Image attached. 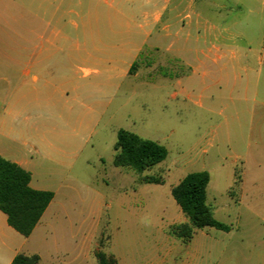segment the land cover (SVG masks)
I'll use <instances>...</instances> for the list:
<instances>
[{"label": "rangeland", "instance_id": "rangeland-1", "mask_svg": "<svg viewBox=\"0 0 264 264\" xmlns=\"http://www.w3.org/2000/svg\"><path fill=\"white\" fill-rule=\"evenodd\" d=\"M197 5L211 24L185 29L218 35L219 42L211 41L225 43L226 53L216 64L196 66L189 50H206L210 42L184 39L169 52L142 57L136 82L113 91L116 98L102 117L90 113L66 126L46 124L78 130L88 145L63 186L46 185L59 189L49 211L54 216L43 223L50 222L54 232L47 238L45 230L35 234L25 255L46 257L56 241H64L61 253L72 251L71 237L82 225L89 226V264H98V252L119 264H264V0H197ZM29 6L0 0V65L11 63L2 55L11 47L8 39L31 33ZM120 129L165 146L167 159L142 174L115 167ZM3 130L19 132L20 146L32 148L30 122ZM0 148H9L1 137ZM201 171L211 177L208 205L215 219L231 230L204 228L184 244L163 230L176 212L185 217L171 190ZM151 176L164 183L145 184L143 178Z\"/></svg>", "mask_w": 264, "mask_h": 264}, {"label": "crops", "instance_id": "crops-1", "mask_svg": "<svg viewBox=\"0 0 264 264\" xmlns=\"http://www.w3.org/2000/svg\"><path fill=\"white\" fill-rule=\"evenodd\" d=\"M18 2L28 8L31 5L32 29L29 35L10 37L11 47L2 53L11 63L0 65V84H4L0 91V137L9 143V148H0V156L29 171L30 186L53 192L54 199L29 237L10 227L7 216L0 211V264H11L17 255L24 254L23 250L40 231L45 230L44 236L51 237L54 228L50 222L44 226L43 223L47 215H53L54 211H49L59 189L46 185L63 186L88 145V139L80 131L46 124L55 121L66 126L71 120L81 122L90 113L102 117L116 98L113 91L136 82L140 75L137 65L142 57L151 58L165 48L169 52L184 39L210 42L206 50L197 48L188 52L196 56L195 65L199 68L209 61L216 64L226 53L225 43H215L220 40L218 35L202 36L198 30L195 35L186 32L187 25L211 24L197 0ZM178 53L180 60H184L183 51L177 49ZM181 84V79L174 83ZM89 89L93 91L90 93ZM94 102L100 110L90 106ZM22 122L31 123V149L20 146L24 142L19 132L3 130ZM185 222L187 218L176 212L174 220L163 230L168 233L171 226ZM201 231L197 230L191 241ZM71 240L72 251L61 253L64 241L62 244L56 241L55 251L48 256L41 253L27 256H39L38 264H89V226L83 230L81 225L80 234L73 235Z\"/></svg>", "mask_w": 264, "mask_h": 264}, {"label": "trees", "instance_id": "trees-1", "mask_svg": "<svg viewBox=\"0 0 264 264\" xmlns=\"http://www.w3.org/2000/svg\"><path fill=\"white\" fill-rule=\"evenodd\" d=\"M132 68V73L135 71ZM113 164L118 168H128L142 174L164 162L168 149L160 143L142 138L125 129L117 133L114 145ZM31 173L20 165L0 156V211L7 216L10 227L24 237H29L45 211L54 199L51 191L35 190L30 186ZM211 177L207 171L187 174L171 194L179 205L187 222L175 224L169 228V234L188 244L197 230L214 228L229 232L231 228L215 219L207 203V189ZM145 184H163L159 177H144ZM39 256L17 255L11 264H38ZM98 264H118L114 258L105 253H97Z\"/></svg>", "mask_w": 264, "mask_h": 264}]
</instances>
